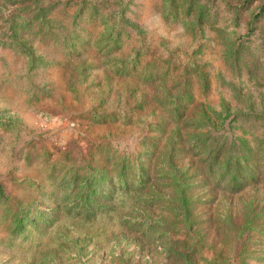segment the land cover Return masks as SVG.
<instances>
[{
    "label": "rangeland",
    "instance_id": "1",
    "mask_svg": "<svg viewBox=\"0 0 264 264\" xmlns=\"http://www.w3.org/2000/svg\"><path fill=\"white\" fill-rule=\"evenodd\" d=\"M230 167L264 170V0H0V264H264Z\"/></svg>",
    "mask_w": 264,
    "mask_h": 264
},
{
    "label": "trees",
    "instance_id": "2",
    "mask_svg": "<svg viewBox=\"0 0 264 264\" xmlns=\"http://www.w3.org/2000/svg\"><path fill=\"white\" fill-rule=\"evenodd\" d=\"M217 159H219V155L215 156ZM214 162L209 163L210 165ZM208 165V164H205ZM234 167L228 168L227 171L221 172L223 175L231 174V170H233ZM238 169V168H237ZM220 175V174H219ZM232 187L234 188V193L238 195V193L245 194L247 193V188L249 185H253L256 187V189H259V187L264 186V170L258 169V171H254L253 175L249 176V178L242 176V170L232 173ZM137 178V177H135ZM226 178V177H225ZM224 179L218 176V182L223 183ZM147 183L145 182L144 176L141 173V177L137 179L136 181H130L129 178L125 175V172L122 170L120 171V174L117 177V181H114V183L110 182L105 184L104 190L101 192L102 196L97 197L94 193L93 189L95 186L92 182L86 181L81 186L77 185V193L78 195L74 198L73 203L75 206L82 207L83 210H85V215L89 218H92L94 215H97L100 211L98 210V207L101 206V203L96 206V203L98 202V199L100 198H108L107 196H116V194H125L124 196H131L132 192H139L143 189H145ZM106 189H110V192ZM256 191V190H255ZM110 193V194H109ZM258 193H252L249 199V205L246 206L244 204V209L249 208L251 211H247L245 213H249L253 218L257 216L259 212H262L264 214V195L259 196ZM257 196V197H256ZM141 199V198H138ZM147 204V202H145ZM230 214L233 215L232 211L229 209ZM243 211V210H242ZM244 212V211H243ZM141 225H147L146 229L149 230L150 226H153L152 221H143L141 222ZM154 227V226H153ZM145 229V230H146Z\"/></svg>",
    "mask_w": 264,
    "mask_h": 264
}]
</instances>
